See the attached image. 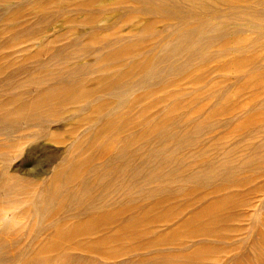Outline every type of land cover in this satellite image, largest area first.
I'll return each mask as SVG.
<instances>
[{
	"label": "rangeland",
	"instance_id": "1",
	"mask_svg": "<svg viewBox=\"0 0 264 264\" xmlns=\"http://www.w3.org/2000/svg\"><path fill=\"white\" fill-rule=\"evenodd\" d=\"M151 2L0 0V264H264V56Z\"/></svg>",
	"mask_w": 264,
	"mask_h": 264
},
{
	"label": "bare ground",
	"instance_id": "2",
	"mask_svg": "<svg viewBox=\"0 0 264 264\" xmlns=\"http://www.w3.org/2000/svg\"><path fill=\"white\" fill-rule=\"evenodd\" d=\"M179 2H181L182 4H186L187 5L186 8H184L181 5V3L159 5V3H156L155 0H153V2H151V4L149 3L150 4L149 8H158L162 11L164 10L166 12V14L167 13H170V14L176 13L177 15L184 16L185 18H191V17L206 16V6L212 2L219 3V5L221 6L220 10L219 11L218 10H215V11L212 10L211 11V14H212L211 18L212 19L210 21L212 22L215 19H217L218 17H220L221 19L219 22L208 25V29H207L211 34H215V33H217V34H215V36H213L209 33V35L207 36L208 37L207 41L208 40L213 41L216 38V35H220V33L223 34L224 37L227 36V34H230L231 31H229V29H228L229 26H226V25H229L232 20H235V25H238L239 27H243V28L244 27L248 28L254 34V36L252 38L247 37V38L241 39L240 42L238 43L239 45L235 47V50L237 52H240L243 50V48L245 46H250L254 50H257L258 52H262V54L264 56V9L260 8V5L264 6V0H179ZM199 12L202 14H199ZM226 12H228V14H225ZM217 14H221V15H217ZM173 35H175L174 38H173ZM166 38H169V40L167 39V42L161 48L163 51V53H162V59L163 60H166L165 58L168 56L178 55V52H179V49H181V46L187 47L188 51L190 49L193 51V48L191 46L187 45V39H190V37L187 35V33H183L181 31L174 30V31H172V33L168 34L161 41L166 40ZM151 64H153V65H151V67L153 68L154 60H151ZM248 68H254V66L252 65L251 67H248ZM122 78L123 77L120 75H115L114 78L112 77L110 79L104 80L102 82V84L107 89H112L114 91H115L116 87L123 85L121 90L124 93V92H126L127 88H133L135 81H131V82H127V83H121ZM257 80H260V77L254 76L253 81L256 82ZM130 91H132V90H130ZM127 93H128V91H127ZM63 95H64L63 98L66 100H68L69 97L71 96L70 91H66V92L64 91ZM224 98H225V95H224ZM62 102H63V100H62ZM263 132H264V127L260 128L257 131V135H259L260 133H263ZM183 135H184V133H183ZM234 165L235 164H232L228 159L224 160V162H221V163L209 164L203 171H201L200 176L201 175H203V176H206V175L220 176L222 179H224L226 181V179L229 178L230 173H233V170L236 169V165L235 166ZM199 229L201 231H203L204 229H206V226L200 224ZM185 251H187V250H185ZM200 254H202V253H200ZM193 257L196 258L198 256H196V257L193 256ZM202 257H204V255ZM190 258L192 259V257H190ZM190 258H187V261ZM199 258H201V256H199Z\"/></svg>",
	"mask_w": 264,
	"mask_h": 264
}]
</instances>
